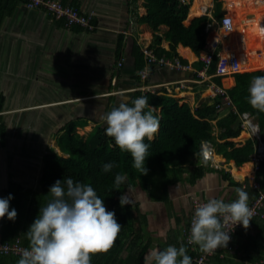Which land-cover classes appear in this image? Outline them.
Wrapping results in <instances>:
<instances>
[{
  "label": "trees",
  "instance_id": "1",
  "mask_svg": "<svg viewBox=\"0 0 264 264\" xmlns=\"http://www.w3.org/2000/svg\"><path fill=\"white\" fill-rule=\"evenodd\" d=\"M190 2L192 0L185 2L181 0H145L148 12L146 16L140 18V22L147 24L154 32H158L160 26L169 28V51L161 48L162 39L155 35L152 48L155 49L154 52L158 56L166 54L168 57H178L187 64V60L176 52L178 45L189 48L199 55L201 51L205 50L208 40L216 36L219 24L208 15L193 20L190 25L185 24ZM214 2L216 9L220 10L222 1L214 0ZM20 3L24 4L22 0H0V27L6 18L13 16ZM201 6L202 4L198 5V8L200 9ZM74 8L77 7L74 6ZM199 13L201 12L199 11ZM53 18L55 19V17ZM58 21L63 23V21ZM238 25L234 21V30L238 29ZM68 29L74 32L90 33L80 27ZM229 44V50L238 54L237 48L234 46L233 35L229 39ZM122 47L123 36L121 35L117 57ZM181 52L183 53V50ZM133 56L135 57L136 70L139 72L145 67L144 52L135 46ZM218 60L219 56L215 58L210 74L217 72ZM241 64L242 68H255L256 70L243 71L233 75L236 85L226 90L232 106H227L222 112L217 109L218 105L223 106L224 104L219 99H214L213 105L204 104L193 109L188 104L179 105L173 95L163 88L156 92L145 94L136 92L134 94L128 102L129 106H133L132 101L136 98L145 96L149 106L161 109L160 115L153 113L160 120V131L157 138L152 141L147 139L144 141L149 144L148 157L144 164L148 170L147 175H142L136 170L133 167L134 161L131 154L122 151L116 146L114 139L106 135V123L98 124L86 140L74 135L76 128L86 126L87 121L84 118L79 117L66 123L59 129L60 136L57 138L60 151L58 152L54 147L46 149L43 157L40 190L26 188L12 180L9 181L6 189L0 190V198L12 197L9 201V211L14 209L17 213L15 220H9L7 216L0 219V245L19 244L28 248L30 242L26 233L39 216L41 207L46 206L52 199L49 194L51 186L57 180L64 183L69 178L74 183H84L93 187L103 200L106 209L115 213V218L122 227L113 247L106 253L93 255L91 264H146V254L154 248L153 240L146 239L149 220L147 215L142 212L140 205L126 204L123 207L120 205V197L127 189L140 188L149 191L154 201L167 205L169 214L172 216L174 204L169 196L170 187L178 183L194 186L208 172L216 171L233 190L242 188L248 193V205L250 206L260 197V192H264V161L261 162L257 171V182L260 185V190H258L250 186L248 181H246V187H243V184L233 180L230 173L210 168L201 156L202 144L213 140L212 128L215 125L221 130L219 136L221 143L217 144V152L223 157L224 164L229 165L230 161H234L240 170H243L241 172L252 167V164L249 163L253 161L258 141L252 138L247 129L242 127L240 120L242 113H249L258 123L261 140L264 142V112L253 109L248 102V90L252 79L256 76H264V68L257 69L264 66V52L257 59L246 56L241 60ZM222 78L221 76L215 77L212 82L222 86ZM232 84L233 80H226L227 86L230 87ZM5 102V97L1 95L0 149L6 146L7 123L1 115ZM114 107L116 106L112 108ZM147 110L145 109V111ZM89 129L86 128V130ZM107 163H114L116 166L110 172H104L103 165ZM188 163L195 164L196 169L187 178H183ZM117 174H123L126 177L119 189L115 186ZM157 190H161L162 193L157 194ZM237 198V194H235L231 202ZM183 216L185 229L188 230L191 215L183 214ZM182 236L184 235L179 229L168 231L161 251L168 246L179 248L183 245L192 259V264H197L193 262V259L197 255L196 251L198 249L201 251L199 246L195 248L189 246ZM228 245L233 249L236 248V251L232 254L228 253L222 259L217 255L216 262L213 261V264H252L264 261V207L260 210L259 215L252 217L247 229L242 227L236 231ZM19 259V255L0 254V264H17Z\"/></svg>",
  "mask_w": 264,
  "mask_h": 264
},
{
  "label": "crops",
  "instance_id": "2",
  "mask_svg": "<svg viewBox=\"0 0 264 264\" xmlns=\"http://www.w3.org/2000/svg\"><path fill=\"white\" fill-rule=\"evenodd\" d=\"M57 1L61 2L64 5L77 7L83 14L94 13V22L96 26L95 31L90 33L74 32L71 29L66 28L63 23L54 19L47 12L41 9L29 10L24 4L20 3L17 6L13 16L10 18H6L0 27V96L3 95L6 101L7 99L16 98V94L17 92H19L17 85H20V82L24 86H28L27 90L29 91L31 90L30 88H32L31 85L34 87L35 90H38V88H36L35 86L37 85V83H46V85L58 86L56 88L46 87L51 88V90L53 89V93L49 97L42 96V93L39 92L38 97L40 100L47 98L51 99L49 101H54L58 99L87 100L91 99V96L86 97L88 91H90V93H96L97 95L93 98L102 100L101 103L96 102L93 103V105L97 104L98 109L103 111L104 114H106L113 106L118 107L121 102L128 103L136 92H140H132V90L136 89L137 87H142L144 85L156 86L151 92H156L162 88L166 89L169 94L173 95L174 99L179 103V105L188 104L193 109L196 106L199 107L204 104L213 105L215 103L214 99H218L211 95V91L208 88V85H201L191 82H187L185 84H175L180 81L183 82L196 78L195 72L201 66L200 58L205 55V50L201 51L199 55H196L189 48H185L182 45H178L176 52L179 56H182L185 60H187V63L192 65L191 71H174L168 68L151 66V68L149 69V76L147 80L144 81L141 79L139 73L146 68V61L144 59L145 67L139 72H137L135 66V57L133 56L134 47H139L143 52L146 49L155 50L154 48H152V46L155 41V35H157L162 39L160 45L161 48L165 49L166 51L170 50V42L168 40V27L160 26L159 31L154 32L147 24H143L140 22V18L146 16L148 12L147 8L145 7V0ZM221 1L223 3L222 8L220 10H217L215 7L214 0H192V2H190L188 17L185 21V24L190 25L193 20L200 18L204 15H208L214 20V22L219 24L217 34L212 38L216 39L217 42L216 57L219 56L217 72L225 73L228 71L227 61L229 53L231 52L229 50V39L231 37L230 35L232 34H222V31L224 30L221 28V19L225 15H229L228 7L230 6V3L234 2V0ZM225 3L227 5V9L225 8ZM200 4H202V6L199 9L198 5ZM199 11L201 13H199ZM261 14L262 11L256 8V15L252 19H257L253 21V23L255 22L254 24L257 27L258 25H260ZM239 25L238 31L234 30V32L238 33L239 36H233V38L235 39L239 37L242 42V47L240 46L241 49H246V41L244 42L246 29L239 30ZM242 27L244 28V26ZM253 30L255 32L257 29ZM121 35L123 36V47L119 51V56L117 57L119 37ZM86 38H93L97 40L100 48H104L105 45H109L111 43L112 55H108L105 58V61L107 63H111V70L107 75L109 76V78L104 83L106 84L105 91L108 90V94L102 93L100 88L91 91L90 89L84 86L85 84L83 81V77H85V73L82 66V60L84 58V45L80 42H83ZM64 39L66 40V42H63ZM225 44L227 45L225 46ZM236 48L238 51L239 48L237 44ZM125 50H127L129 54L127 66L130 67V69L132 70L131 72L124 70L126 65L122 54ZM181 50H183V53L181 52ZM26 51L28 52V54L22 56L24 55V53H26ZM249 51H252V49H250ZM238 54H240L239 51ZM243 54L247 57L254 58L252 54L248 53L247 55L245 52ZM259 55H261V53H259ZM162 56L168 57L166 54L161 55L160 57ZM79 61L80 64L78 63ZM120 62L122 63L121 66H119ZM53 68L55 69L53 70ZM245 69L243 71L256 70L253 68ZM79 79V83L83 85L82 90L76 91L71 89L69 91V97H64L61 95V92L63 91V88L65 86L72 88L76 84H78ZM227 79L233 80L232 86L228 88L226 87ZM90 82L95 83L96 81L93 80ZM6 83H11L12 89L7 88L6 91V89L4 88V85H6ZM171 83L174 84L172 85ZM235 85L236 80L233 75H228L222 78V87L226 88V90L233 88ZM20 98L25 99L24 96H21ZM219 100H221V98H219ZM45 105L40 106H42V108H53L62 106V104H59L57 106L56 103ZM99 105H102L103 109H101V106ZM226 108L227 106H224L223 104L219 111L222 112ZM36 109H41V107H32L30 111H34ZM44 112L52 114L51 111ZM155 113L160 115L161 109H156ZM79 117L84 118L87 121L86 126L78 127L84 128V131L86 130V128H90L88 126L89 123L95 124V128L98 124L102 123H98L95 119L91 117L74 116L72 118H68V116H66L65 118L67 119L61 127H63L69 121L75 120ZM103 122L106 123L105 121ZM159 131L155 134L153 140L157 138ZM8 134L9 132L7 127V136ZM220 134L221 130L217 126L213 125V140L206 141L201 146V151L205 145L209 146L214 151V155L207 161V165L214 170H224L230 173L232 175L233 180L237 183L243 184V187H246V181L249 182L250 186H252L254 183H258L257 173H255L254 171L253 162L249 163L252 164V167L246 169L244 172H241L243 170H240V168L236 165L234 161H230L229 165L224 164L223 157L217 152V144L221 143L219 140ZM7 136L6 146L0 149V179H3V185L0 184V190L6 189L9 181L11 180L19 183L20 185L26 188L36 191L40 190V178L42 175L43 157L47 148L43 149L42 147L44 146V144L42 145V143L40 142L38 143L39 146H37L35 143H29V145L27 146L26 144L21 143L20 141L18 142L17 140L12 142V147L10 148L8 147L9 145ZM26 147L29 148L26 149ZM41 152H43V154ZM39 155L40 162L38 161ZM37 161L40 163V165ZM195 169V164L188 163L186 165V172L184 173L183 178H187L191 173L195 171ZM234 170H236V174H234ZM247 170H251L252 175H247L243 181H238L236 177H239V173L243 174ZM180 185H187L186 187H188V192L184 194V197L186 198V203H188L189 207L185 210L181 209L180 213H177V209L175 208L177 203L176 201H174L175 199L173 197V192L174 189L176 190ZM208 189H211V191H208ZM235 194L236 193L234 192L233 188L231 186H228L226 182L221 179L220 174L216 171L208 172L204 176V178L199 180L194 186L181 183L171 186L169 189V196L174 204V213L172 214V216H170L169 211H166L167 217L173 220L171 225L174 226H172V228L169 227L168 229H165V236L162 242L156 241L153 237L159 232H162V225L157 226L151 221L156 219V214H151L153 211H149V209L154 204L155 206H157V209L161 211L160 208H162V206L165 207L164 203L154 201L150 196L152 205H149V213H146L139 203H135L140 205L142 212L147 215L149 220V227L147 229L146 239H152L154 242V248L150 249L147 252L146 257L152 250L162 249L166 241L168 231L179 229L183 234L185 229V220L183 214H186V216L192 215L191 198L200 199L203 202H207L210 198H217L223 199L227 203L231 202V200L235 197ZM149 233L151 236H149ZM196 253V256H198L201 251H196ZM215 258L213 259V261H215ZM213 261L211 264H213ZM146 264H152V262L146 260Z\"/></svg>",
  "mask_w": 264,
  "mask_h": 264
},
{
  "label": "clouds",
  "instance_id": "3",
  "mask_svg": "<svg viewBox=\"0 0 264 264\" xmlns=\"http://www.w3.org/2000/svg\"><path fill=\"white\" fill-rule=\"evenodd\" d=\"M230 23L225 18V27H229ZM260 30L264 31V27ZM248 91L251 107L264 112V76L254 77ZM132 105L121 102L100 118L106 122V135L113 138L122 151L131 154L136 170L147 175L144 164L149 144L144 141L154 139L160 120L153 115L156 108L149 106L147 97L136 98ZM213 155L214 151L205 145L201 151L203 160L207 162ZM115 166L114 163H107L103 165V171L110 172ZM125 180V175L117 174L116 188L119 189ZM234 191L238 198L233 202L210 198L196 207L191 221L190 244L211 254L218 248H226L230 242L229 233L232 230L226 231V228L231 226L233 229L236 225L245 229L249 227L254 210L248 205V193L242 188ZM49 194L52 199L41 207L39 216L26 233L29 247L21 250L17 264H91L93 255L106 253L113 247L122 227L115 213L106 209L93 187L74 183L69 178L64 183L57 180ZM11 199V196L0 198V219L7 216L9 220H15L16 211H9ZM131 203L128 195L120 197L122 207ZM146 260L154 264H192L183 245L179 248L168 246L163 251L154 249Z\"/></svg>",
  "mask_w": 264,
  "mask_h": 264
},
{
  "label": "rangeland",
  "instance_id": "4",
  "mask_svg": "<svg viewBox=\"0 0 264 264\" xmlns=\"http://www.w3.org/2000/svg\"><path fill=\"white\" fill-rule=\"evenodd\" d=\"M229 7H228L229 16H231L233 18V21H235L236 23L244 26L243 28L242 26L239 25V30L246 29L245 36H244V39H245L244 42L246 41L245 42L246 49L245 48L241 49L242 42L239 37L234 39V45L236 46L237 44L239 48L238 51L240 52V54H237V55L241 57L240 60H243L246 58V55L243 54L245 52L247 55L248 53L252 54V56L257 59V57L259 56V53L262 54L264 52V31L260 30L262 27H264V0H258V1L257 0H249V1L248 0H245V1L244 0H234V2L230 3ZM256 8L262 11L261 18L259 17L260 25H258V27L254 24L255 22L253 23V21L257 19L255 20L252 19L256 15ZM253 29H257L258 32L257 30L254 32ZM224 33L226 32L222 31L223 35ZM226 34H230V33H226ZM231 34L233 36H239L238 33L234 31ZM63 42H66V40L64 39ZM80 43H83L84 45V58L82 60V66H83V70L85 73V77H83V81L85 84L84 86L90 89L91 91H94L95 89L100 88L102 93L108 94V90L105 91L106 84L104 83L109 78V76L107 75L109 71L111 70V63L110 62L107 63L105 61V58L108 55L109 56L112 55L111 43L109 45H105L104 48H100L98 45V41L93 38L92 39L86 38L83 42H80ZM226 45L227 44H225V46ZM250 49H252V51H249ZM27 54L28 52L26 51V53H24V55L22 56H25ZM122 55H123V59L125 60V65H126L124 70L131 72L132 70L130 69V67L127 66V62L129 59L128 51L125 50ZM78 63L80 64V61ZM260 68H264V66H261ZM54 69L55 68H53V70ZM241 69L242 70L245 69V68H242V64H241ZM93 80L96 82L95 83L90 82ZM38 82H41V81H38ZM79 82H80V79L78 81V84H76L72 88L65 86L63 88V91L61 92V95L64 97H69V91L71 89L76 90V91L82 90L83 85L80 84ZM25 86L21 84V82H20V85H17L19 92H17L16 98H14L15 100L7 99L5 103V109L1 113L5 122L7 123L8 132H9L7 139H8V145H9L8 147L10 148L12 147V142L17 140L18 142L20 141L21 143H24L27 146L29 145V143H35L37 146H39L38 143L40 142L42 143V145L44 144V146L42 147L43 149L48 148V147H55V149H57V151L59 152V148L57 147V138L60 136L59 135L60 127L63 125V123H65L67 119L65 118L66 116H68V118H72L74 116L75 117L77 116L91 117L95 119L98 123L103 122V120L100 118L101 116L104 115L103 111L98 109L97 104L93 105V103H96V102L101 103V100H102V99L98 100V99L93 98L97 95L96 93H90V91H88L86 94V97L91 96L90 97L91 99H87V100H82V99L59 100L58 99L54 101H49L51 100L49 98L40 100L38 97L39 96L38 93L40 92L42 93V96L49 97L53 93V89L51 90V88H56L58 87L57 85H46V83H37V85L35 86L36 88H38V90H35L34 87L31 85L32 88H30L31 89L30 91L27 90L28 86L26 87ZM11 87H12L11 83H6V85H4V88L6 89V91H7V88L12 89ZM46 87H51V88H46ZM226 87L228 88L229 86L226 85ZM46 92H49V93H46ZM21 96H24L25 99L20 98ZM54 103H56L57 106L59 104H62V106L53 107V108H42V106H40V105L54 104ZM99 106H101V109H103L102 105H99ZM32 107L33 108L41 107V109L30 111ZM44 111H51L52 114L48 112H44ZM32 112H35V113H32ZM88 126L90 127V129L86 131H84V128H76L74 131V135H78L79 137L83 139L88 138L91 131L95 128L96 125L93 123H89ZM28 148L29 147H26V149ZM41 153L43 154V152ZM38 161L40 162V155H39ZM39 162L38 164L40 165ZM236 173H237L236 170H234V174ZM251 173H252L251 170H247L243 174L239 173V177L238 178L236 177V179L238 181H243L247 175L251 176L252 175ZM0 184L3 185V179H0ZM186 186L187 185H180L178 186L176 190L174 189L173 197L175 199L174 201H176L177 203V205L175 206V208L177 209L176 210L177 213H180L181 209L185 210V209H188L189 207L188 203H186V198L184 197V194L188 192L187 191L188 187ZM156 193L161 194V191L160 190L156 191ZM124 195H128L129 199L132 200L131 204L139 203L141 207L143 208V210L146 213H149L148 212L149 205H152L149 191H142L139 188L127 189ZM164 206L166 208L162 206V208H160L161 211L158 210L157 206H155L154 204L149 209V211H153L151 214H156V219L151 220V221L157 226L162 225L161 226L162 232H159L157 235L153 236L155 240L159 242H162L164 240L165 229H168L169 227L172 228V226H174V225H171L173 220L167 217V211H166L168 210L167 205L164 204ZM149 236H151L150 233H149Z\"/></svg>",
  "mask_w": 264,
  "mask_h": 264
},
{
  "label": "built area",
  "instance_id": "5",
  "mask_svg": "<svg viewBox=\"0 0 264 264\" xmlns=\"http://www.w3.org/2000/svg\"><path fill=\"white\" fill-rule=\"evenodd\" d=\"M24 5L29 10H36L41 9L48 14L55 17L56 20L63 21L66 28H72V27H80L82 29H85L89 32H93L96 29V26L94 24V13L90 14H83L78 10L77 8L64 5L61 2L57 0H22ZM182 2H185L186 0H181ZM189 3V2H187ZM225 18H228L230 20V26L225 27L224 20ZM234 23L233 18L229 15H225L221 19V28L226 33H231L233 31ZM205 55L200 58V68L195 72L196 78L193 80L183 81V82H177L175 84H185L187 82L201 84V85H208V88L211 91V95L215 98H221L222 102L226 106H232V102L229 98V96L226 93V88H223L222 86H218L215 83L212 82V79L218 76L225 77L228 75H235L237 73H241L243 70L241 69L240 60L236 52H230L228 56L227 66L228 71L225 73H218L210 74V69L214 63L215 57H216V51H217V42L216 39L210 38L207 42V45L205 47ZM145 55V61H146V68L142 70L139 75L141 76V79L146 81L149 76V69L151 66H158L163 68H168L170 70L174 71H191L192 65L187 63H183L178 57H165V56H158L154 50L146 49L144 51ZM122 63H119V66H121ZM172 85L174 83H171ZM156 86H142L137 87L136 89H133L132 92L140 91L142 94H145L147 92H151ZM221 105L217 106V109H221ZM240 120L242 123V127L247 129L249 133L252 135L254 139L258 141V145L256 148V152L253 155V166L254 171L257 173L259 170V166L262 161H264V146H261V143L263 142L261 140L260 128L258 123H256L253 119V117L249 113H242L240 115ZM253 188H256L260 190L259 183H254ZM206 203L201 201L200 199L191 198V207H192V215H191V221L193 219L195 209L196 207L201 204ZM251 209L254 210V216L259 215L260 210L264 207V192H260V197L254 201L250 206ZM191 221L189 225V229H184L183 235L185 242L192 247H196L195 244H190L189 238H190V229H191ZM242 225H236L233 229H231V226L226 228L225 230H232L230 235V242L232 241L233 235L236 233L237 230L241 229ZM25 249L24 247L20 246L19 244L15 245H0V254L3 255H10L15 254L19 255L21 254V250ZM199 251V249H198ZM236 251V248L233 249L232 246L227 245L226 248H218L211 254H207L201 251V253L198 254V256L194 257L193 262L197 264H211L213 259L218 255L220 258H224L225 255L228 253L232 254ZM249 264V263H246ZM252 264H264V261H260L258 263H252Z\"/></svg>",
  "mask_w": 264,
  "mask_h": 264
},
{
  "label": "water",
  "instance_id": "6",
  "mask_svg": "<svg viewBox=\"0 0 264 264\" xmlns=\"http://www.w3.org/2000/svg\"><path fill=\"white\" fill-rule=\"evenodd\" d=\"M225 8L227 9V5H226V3H225ZM261 135H259V137H260ZM261 146H264V143L262 142L261 143Z\"/></svg>",
  "mask_w": 264,
  "mask_h": 264
},
{
  "label": "bare ground",
  "instance_id": "7",
  "mask_svg": "<svg viewBox=\"0 0 264 264\" xmlns=\"http://www.w3.org/2000/svg\"><path fill=\"white\" fill-rule=\"evenodd\" d=\"M233 23H234V21H233ZM234 28H235V27H233V31H234ZM233 31H232V32H233ZM232 32H231V33H232ZM223 55H224V54H223ZM249 69H252V68H249Z\"/></svg>",
  "mask_w": 264,
  "mask_h": 264
}]
</instances>
